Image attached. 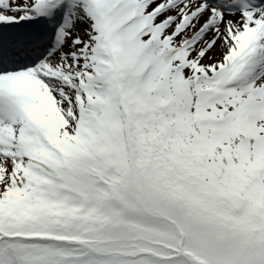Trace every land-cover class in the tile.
Listing matches in <instances>:
<instances>
[{
    "label": "snow or ice",
    "instance_id": "snow-or-ice-1",
    "mask_svg": "<svg viewBox=\"0 0 264 264\" xmlns=\"http://www.w3.org/2000/svg\"><path fill=\"white\" fill-rule=\"evenodd\" d=\"M0 264H264V0H0Z\"/></svg>",
    "mask_w": 264,
    "mask_h": 264
}]
</instances>
